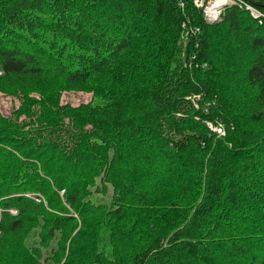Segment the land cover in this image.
<instances>
[{
    "label": "trees",
    "instance_id": "16d2710c",
    "mask_svg": "<svg viewBox=\"0 0 264 264\" xmlns=\"http://www.w3.org/2000/svg\"><path fill=\"white\" fill-rule=\"evenodd\" d=\"M185 3L0 0V264H264V21Z\"/></svg>",
    "mask_w": 264,
    "mask_h": 264
},
{
    "label": "built area",
    "instance_id": "2783aa9c",
    "mask_svg": "<svg viewBox=\"0 0 264 264\" xmlns=\"http://www.w3.org/2000/svg\"><path fill=\"white\" fill-rule=\"evenodd\" d=\"M171 6H178L184 8L186 6L185 0H167ZM194 7L201 12L203 19L208 23H215L222 19V16L229 6H237L241 9L247 10L250 15L259 23L264 21V8L258 6L251 0H192ZM182 39L186 40L193 34L198 35L201 31L200 26L192 22L189 18L184 19L181 23ZM1 73V71H0ZM200 97V95H197ZM190 98V97H189ZM198 106L197 103H195ZM208 127L216 132L218 135L225 134V127L220 121H206ZM16 213V210L12 209Z\"/></svg>",
    "mask_w": 264,
    "mask_h": 264
},
{
    "label": "rangeland",
    "instance_id": "374dc122",
    "mask_svg": "<svg viewBox=\"0 0 264 264\" xmlns=\"http://www.w3.org/2000/svg\"><path fill=\"white\" fill-rule=\"evenodd\" d=\"M255 1H261L262 3H264V0H255ZM91 98H92L91 93L84 91H64L62 93V102L64 101L69 102L73 105H77L81 102H87L91 100ZM18 105H19V100L17 98L0 92V109L3 114L10 116L12 110Z\"/></svg>",
    "mask_w": 264,
    "mask_h": 264
},
{
    "label": "water",
    "instance_id": "95a60500",
    "mask_svg": "<svg viewBox=\"0 0 264 264\" xmlns=\"http://www.w3.org/2000/svg\"><path fill=\"white\" fill-rule=\"evenodd\" d=\"M255 4H257L258 6L264 8V4L263 3H255Z\"/></svg>",
    "mask_w": 264,
    "mask_h": 264
}]
</instances>
